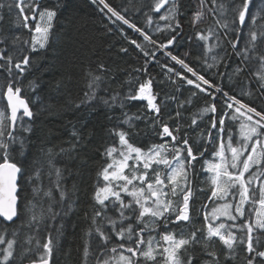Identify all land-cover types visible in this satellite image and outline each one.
Segmentation results:
<instances>
[{
    "label": "snow or ice",
    "instance_id": "6c2138e0",
    "mask_svg": "<svg viewBox=\"0 0 264 264\" xmlns=\"http://www.w3.org/2000/svg\"><path fill=\"white\" fill-rule=\"evenodd\" d=\"M92 3L113 25L120 22L136 34L132 38L117 25L144 57L143 66L133 71L147 78L130 76L123 96L115 92L105 98L97 96L105 81L104 65H98L99 74H86L87 91L80 103L99 100L122 111L109 130L116 140L104 148L105 163L96 174L84 264H264V107L257 110L244 99L256 93L264 98V0H199L191 27L196 28L206 12L214 18L213 26L195 33L204 48L195 58L200 71L186 62L188 52L181 58L169 50L184 31L180 0H137L135 5L129 0V6L119 10L108 0ZM60 7L59 0L54 7L42 0H0V22L7 12L14 15V28L21 30L7 33L0 28V264H52L63 224L53 233L48 222L55 225L75 204L70 199L75 185L69 189L63 183V169L56 166L51 149L43 162L26 165L16 158L25 154L21 133L31 132L34 117L27 92L39 87L35 78L26 85L23 81L37 66L36 54L48 47ZM129 7L136 12L148 8L144 27L126 17ZM159 33L164 39H153ZM158 54L181 68L160 65L176 92L191 86L190 95L178 101L175 114L167 119L161 109L177 98H161L153 90L148 68L159 64ZM233 56L238 63L229 71ZM250 69L255 92L251 79L243 81L238 92L227 87ZM134 84L138 86L131 87ZM197 97L204 106L191 113L189 124L181 123V109L187 111ZM131 101L146 102L148 114L125 110ZM172 120L176 122L170 125ZM139 121L150 122L159 142L139 145L134 139ZM73 136L79 142V133ZM202 173L207 175L194 186ZM25 184L31 187L30 197L24 195ZM197 193L206 200L201 202ZM94 239L98 243L90 251Z\"/></svg>",
    "mask_w": 264,
    "mask_h": 264
},
{
    "label": "trees",
    "instance_id": "16d2710c",
    "mask_svg": "<svg viewBox=\"0 0 264 264\" xmlns=\"http://www.w3.org/2000/svg\"><path fill=\"white\" fill-rule=\"evenodd\" d=\"M56 2L57 0H42L43 5L48 7H54ZM108 2L118 10L121 6H129V0H108ZM59 3L61 7L55 20L49 45L46 50L36 54L39 57L37 66L26 74L23 81L26 85L28 80L35 78L39 87L35 91L27 92L34 117L30 122L31 132L21 133L26 139L25 154L23 156L17 155L16 158L26 165H31L33 160L43 162L48 158L47 151L51 149L56 166L63 169V183L69 189L75 185V193L70 196V199L75 201L72 211L62 219L57 217L55 225L48 222L53 233L56 227H59L61 223L63 224L59 251L54 252L52 264H84V248L87 239L85 231L90 226L93 210L92 194L96 174L105 163L102 156L104 148L116 140V137L110 135L109 130L115 126L116 118L121 116L122 111L118 107L110 109L99 100L80 103L84 97V92L87 91L85 85L88 77L86 74L89 71L99 74L98 65H104L106 69L103 73L105 81L102 83L97 96L105 98H110L115 92H119L123 96L129 90L130 85L126 81L130 76H139L141 81L147 77L142 73L133 71V69L143 66L144 57L124 39L118 31L117 25L123 27L132 38H137L131 29L120 22L113 25L105 14L100 12V6L93 4L92 0H59ZM132 3L135 5L137 0H132ZM258 3L259 0H254V4ZM180 5L181 11L184 13L180 17L184 31L178 37V42L169 50L181 58L185 52H188L186 62L200 71L195 58L202 56L204 48L203 42L196 39L195 33L197 30H205L213 26L214 18L206 12L201 23L196 28H192L191 17L199 7V0H180ZM145 11H148L147 7L142 8L139 12L129 7V11L125 15L138 27H144L143 12ZM13 21L14 15L5 12V20L0 22V28L7 33L12 31L19 33L21 30L14 28ZM145 31H149V29L145 28ZM149 34L152 33L149 31ZM23 35H28L26 30L23 31ZM164 37V33H159L154 35L153 39H164ZM189 37H191L190 41ZM121 48H128V52H122ZM158 56L159 64H150L148 68L149 74L154 78L153 90L160 93L161 98L165 94L175 95L177 98L166 101L167 107L161 109L163 117L167 119L169 113L175 114L178 101L184 100L190 95L191 86L184 85L180 92H176L175 86L165 78L166 70L161 69L160 65L169 64L176 71H181V68L178 64L170 62L167 57L159 54ZM236 63L238 61L233 56L228 61V70L231 71ZM223 70L221 67V71ZM173 79H176L175 76ZM249 79L252 80V88L255 92L256 82L251 77V69L241 74L236 79L235 84L227 87L238 92L244 86L243 81ZM58 82L59 88L57 87ZM177 83L180 82L177 81ZM137 86L134 84L131 87ZM230 94H235V92H230ZM244 99L246 103H251L257 110L264 107V98H261L259 93H256L251 99L247 97ZM77 104L79 107L76 106ZM145 104L146 102L141 101L127 102L125 110L132 113L141 110L148 114V110L144 107ZM202 106H204L203 99L197 97L193 100L191 107L186 106L187 111L181 109L183 112L181 123L189 124L191 113L196 112ZM175 122V120L169 121L170 125ZM149 123V121L137 122L136 130L139 132V136L134 139L139 142L140 146L159 142L149 128ZM198 123L202 122L198 120ZM122 127L126 126L122 125ZM74 131L79 133V142L73 136ZM200 142L203 143V141ZM73 145H75L74 149H72ZM61 149L67 151L61 152ZM211 150L209 147V151ZM207 156L208 153H205V157ZM206 175V173L199 175L194 186L200 184ZM51 179L54 180L55 177L53 176ZM48 182V179L45 178V184ZM54 194L59 199L58 193ZM24 195L29 197L31 195V187L28 184L24 185ZM197 195L200 196L201 202L206 200L205 195L200 193ZM18 222L19 219L16 223ZM8 226L13 227L14 224ZM43 235L42 229L41 236ZM96 243H98V239L92 240L90 251L95 248ZM91 260L92 257L90 256L89 261ZM26 263L27 261H25Z\"/></svg>",
    "mask_w": 264,
    "mask_h": 264
},
{
    "label": "water",
    "instance_id": "95a60500",
    "mask_svg": "<svg viewBox=\"0 0 264 264\" xmlns=\"http://www.w3.org/2000/svg\"><path fill=\"white\" fill-rule=\"evenodd\" d=\"M27 264V263H26Z\"/></svg>",
    "mask_w": 264,
    "mask_h": 264
}]
</instances>
